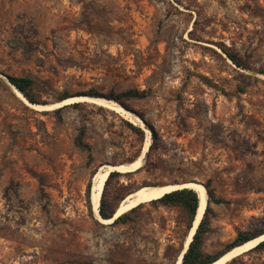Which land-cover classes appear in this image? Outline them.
<instances>
[{
  "label": "rangeland",
  "instance_id": "rangeland-1",
  "mask_svg": "<svg viewBox=\"0 0 264 264\" xmlns=\"http://www.w3.org/2000/svg\"><path fill=\"white\" fill-rule=\"evenodd\" d=\"M0 75V264H177L182 208L142 204L123 224L92 212L88 187L110 167H126L104 190L115 213L146 186L209 183L224 201L211 205L210 254L264 232V0H0ZM7 76L30 77L51 108ZM130 90L150 94L124 108L139 125L95 104L58 108ZM146 130L157 139L134 172ZM253 250L228 264H264Z\"/></svg>",
  "mask_w": 264,
  "mask_h": 264
},
{
  "label": "trees",
  "instance_id": "trees-1",
  "mask_svg": "<svg viewBox=\"0 0 264 264\" xmlns=\"http://www.w3.org/2000/svg\"><path fill=\"white\" fill-rule=\"evenodd\" d=\"M224 53L227 55L228 59H230L233 62V64H235L238 68L245 67L246 65L245 62L239 57L238 54L234 52H230L227 49L224 50ZM7 78L9 82L16 89H18L30 103L35 105H40L39 100L36 98V95L34 94L35 83L30 77L7 76ZM0 84H1V80H0ZM149 95H150L149 92L146 91L140 92L138 90H130L124 94H112L110 100L115 101L123 108L130 110V107L127 105V101L146 99L147 97H149ZM89 96L94 98H100L99 96L93 94H90ZM66 99H63L62 101ZM79 105L80 103L74 104V106H79ZM64 108L58 109L55 112L60 113ZM132 128L137 133H139L140 136L142 137V140H144V132L141 129L134 127ZM152 139L154 141L157 139V134L155 131H153ZM76 145L81 150L87 151L89 154L91 153V147L85 142V129L80 130V133L76 139ZM153 148H154V144L150 146L148 153H150L153 150ZM117 175L118 173L116 172L111 173L110 178L106 184V187L108 186L109 181ZM205 188L207 189L208 198H209L208 206L204 213V217L201 223L199 224L196 233L193 236V240L189 245V249L184 255L183 264H214L217 260L221 259L220 255H213L205 250V242L207 235L212 232L210 220L214 213L211 205L212 204L222 205L224 201L222 199L216 198L215 192L209 183L205 186ZM91 190H92V184L89 185L88 192L90 194L89 196L90 208L93 212L92 202H91ZM199 202H200L199 196L196 191L191 189H183L166 194L161 199L154 201L153 204L162 205L169 208H175V207L182 208L188 215L189 218L188 227L191 230L194 226L197 211L199 209ZM138 209L139 208L137 209L135 208V210H132V212H135ZM100 215L105 220H111L115 215V211L109 210L105 204V191L103 193V197L101 201ZM128 217H129V213H126L123 216L119 217L117 220H115L114 224L126 223ZM263 234L264 232L261 230H255L254 232H249V233L240 232L235 242L227 249L225 253H230V251L233 248L237 246H241L243 244L245 245L246 242L256 239ZM253 251H264V242L260 243L256 248H254ZM235 262L236 260L234 259L232 263Z\"/></svg>",
  "mask_w": 264,
  "mask_h": 264
},
{
  "label": "bare ground",
  "instance_id": "bare-ground-1",
  "mask_svg": "<svg viewBox=\"0 0 264 264\" xmlns=\"http://www.w3.org/2000/svg\"><path fill=\"white\" fill-rule=\"evenodd\" d=\"M10 85L13 86L12 84H10ZM17 93H19L21 95L20 92L17 91ZM74 103H90V104H95V105L100 106V107H106V108H109V109L116 111V113L121 114V116L125 117L126 119L131 120V122H133L135 125H139V123H140L139 120L135 116H133L129 111L122 108L116 102L108 101V100L103 99V98L81 97V98H76V99H70V100L64 101L63 103H60L58 105V108L69 105V104H74ZM33 107H35V106H33ZM36 107L40 110H48L51 108L48 106H41V105H36ZM151 145H152L151 132L146 130V142H145L143 153H142L141 157L139 158V160L130 166L131 168H133L132 171L135 172L136 170H138L139 168L142 167V165L144 163V156L149 152V148ZM125 170H126V167H124V166L110 167L107 170L101 169L96 174V176L94 178V184H93V188H92L91 198H92V202H93V208H94L93 210L95 211L94 213L98 214V216L100 213V206H101L103 193H104V190L106 188V184L110 178L111 173H113V172H125ZM186 187L195 190L198 193L199 200H200L197 220L194 224L193 230L192 231L190 230L191 232H190L188 239L186 241L185 248L187 249V247L190 245V243L193 239L196 228H197L199 222L202 220L204 213L206 211V208L208 206L207 189L202 184L187 183V184L177 185V186H155V185H153V186L143 187V188L139 189L138 191H136L134 194L129 195L126 199L123 200L122 204L120 205V207L116 213V217L114 219L102 220L99 216V218H100L99 220H101L104 223L113 224L115 222V220H117L119 217L123 216L126 213L131 212L132 210H135V208L137 209V207H139L140 205L150 203V202H154L156 200L161 199L166 194L172 193L175 190H179L181 188H186ZM97 219H98V217H97ZM263 240H264V236L261 237L260 239L250 241L247 244H245L241 247H238V248L234 249L233 251H231L230 253L226 254L225 257L221 258L218 262H216L214 264H227L230 260H232V259H234V258H236L242 254H245V253L249 252L250 250L256 248L258 246V244H260ZM177 264H183L182 256L178 260Z\"/></svg>",
  "mask_w": 264,
  "mask_h": 264
},
{
  "label": "water",
  "instance_id": "water-1",
  "mask_svg": "<svg viewBox=\"0 0 264 264\" xmlns=\"http://www.w3.org/2000/svg\"><path fill=\"white\" fill-rule=\"evenodd\" d=\"M2 76V75H1ZM8 79V78H7ZM9 81V80H8ZM10 83V82H9ZM11 84V83H10ZM16 89V88H15ZM18 92H20L18 89H16ZM21 93V92H20ZM22 94V93H21ZM23 95V94H22ZM24 97V96H23ZM25 98V97H24ZM27 100V99H26ZM27 102H28V104L29 105H31V106H36L35 104H32V103H30L28 100H27ZM148 154V153H147ZM147 154L144 156V160H145V158L147 157ZM205 187V186H204ZM183 189H191V188H188V187H186V188H181V189H179V190H183ZM191 190H193V189H191ZM175 191H178V190H175ZM195 191V190H194ZM209 199V198H208ZM199 204H200V202H199ZM199 210V209H198ZM99 216H100V218L102 219V220H105V219H103L102 217H101V215H100V213H99ZM197 216H198V211H197V215H196V218H195V222H196V220H197ZM116 217V213H115V215H114V217H113V219ZM204 217V216H203ZM203 219V218H202ZM202 221V220H201ZM201 221L199 222V224L201 223ZM195 222H194V224H195ZM199 224H198V226H199ZM198 226H197V228H198ZM193 228H194V226H193ZM193 228L191 229V231L193 230ZM197 228H196V230H197ZM190 231V232H191ZM195 233H196V231H195ZM264 236V234L263 235H261V236H259L258 238H256V239H253V240H251V241H254V240H257V239H260L261 237H263ZM193 240V239H192ZM192 242V241H191ZM250 242V241H249ZM262 242H264V240L262 241ZM261 242V243H262ZM248 242H246L245 244H247ZM244 245V244H243ZM243 245H241V246H243ZM259 245V244H258ZM241 246H237V247H235V248H233L232 250H234V249H236V248H238V247H241ZM189 249V246L187 247V249L185 248V250H184V252H183V254H182V259L184 258V255L186 254V252H187V250ZM231 250V251H232ZM230 251V252H231ZM226 254H228V253H226ZM226 254L225 255H222L220 258H223V257H225L226 256ZM234 259H236V258H234ZM234 259H232V260H230L228 263H230V262H232ZM220 260V259H219ZM219 260H217L216 262H218ZM215 262V263H216ZM227 263V264H228Z\"/></svg>",
  "mask_w": 264,
  "mask_h": 264
}]
</instances>
